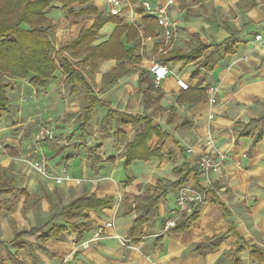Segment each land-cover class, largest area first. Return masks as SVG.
Returning <instances> with one entry per match:
<instances>
[{
    "label": "crops",
    "instance_id": "1",
    "mask_svg": "<svg viewBox=\"0 0 264 264\" xmlns=\"http://www.w3.org/2000/svg\"><path fill=\"white\" fill-rule=\"evenodd\" d=\"M90 3L109 14L111 4L107 0ZM121 9L120 15L129 14L128 8ZM64 12L61 7L48 12L55 24L52 32L55 48L76 37L80 26L88 28L93 21L88 16L70 23ZM168 12L179 21L171 49L188 52L198 41L215 44L234 38V51L222 54L216 67L204 73L203 89L207 84L219 87L214 118L208 119L206 100L191 104L180 101L181 89L175 80L179 76L192 88L196 82L190 79L193 63L182 66L177 62L172 66L169 75L151 92L155 104L146 106L144 86L139 88L137 84L138 70L106 83L104 75L117 62L104 60L98 70L85 75L99 101L84 132L78 127L87 106L81 88L75 93L64 89L61 73L40 92L28 80L17 79L9 93L18 92L20 95L15 98L20 99L10 101L11 111L0 117V145H3L0 166L13 188L0 196V264H264L261 256L251 254L256 248L264 250V125L244 128L252 118L264 116V0H175ZM126 21L129 23L128 17ZM103 27L104 33L95 43L107 39L114 24L107 22ZM257 34L261 38L254 40ZM158 39L154 35L142 40L139 68L148 70V59L153 56L152 49ZM22 96L30 100L24 102ZM108 109L150 116L167 135L161 146L164 158L136 160L130 165L136 172L117 180L114 173L118 168L129 166L123 162L124 144L135 133L129 124L121 125L126 133L121 140L114 133L115 121L105 133L102 125ZM169 109H174L171 122L167 117ZM43 115L46 123L54 124L56 132L55 139L41 143L47 177L26 163L40 156L33 151V134L37 119ZM257 132L260 137L255 140ZM208 133L213 137V145L228 157L224 166L210 175L207 199L196 220L182 231L164 228L175 206L176 191H172L174 197L168 203L171 192L168 190L158 203L157 213L142 225L140 236L129 244L128 231L139 213L126 212L127 206L133 205L134 196L147 187L150 192L152 188L162 191L158 181L175 180L177 176L172 170L185 160L194 165V156L186 148L192 147L200 153L207 151ZM44 143L48 147H43ZM92 147L98 149L97 168L91 166L88 158L87 149ZM63 173L80 181L69 179L56 183L53 177ZM197 175L198 186L206 187L204 176L200 172ZM188 182L194 183L192 176ZM137 184L141 185L140 189ZM82 194L112 196L114 200L108 208L88 212L93 228L81 233L79 240L68 228L60 239L41 241L39 235L46 222L65 224L61 217L52 218V215ZM109 221L112 226L107 227ZM226 232L218 249L194 250V245ZM114 233L120 238L113 236ZM237 248L240 250L236 251Z\"/></svg>",
    "mask_w": 264,
    "mask_h": 264
},
{
    "label": "trees",
    "instance_id": "2",
    "mask_svg": "<svg viewBox=\"0 0 264 264\" xmlns=\"http://www.w3.org/2000/svg\"><path fill=\"white\" fill-rule=\"evenodd\" d=\"M90 1L0 0V117L11 111L8 92L13 89L17 79L28 80L31 87L36 92H40L46 89L48 83L56 78V73L60 72L64 77L63 81L67 91L75 93L81 88L84 92L83 96L87 106L81 115L78 126L81 132H84L99 101L85 75L98 70L100 63L108 59H113L117 64L104 75L106 83H112L120 76L136 69L139 74L137 84L139 88L144 86L145 89L143 98L147 101L146 106L155 104L151 92L157 86L152 81V75L149 69L144 70L138 67L143 57L142 40L156 35L157 23L154 17L143 14L142 10H139L142 13L141 19L130 24L126 21L127 16L120 15L121 13L117 15L104 14ZM54 3H59L58 7L65 9V17L70 19V23H78L88 16L93 18L88 28L80 26L77 36L59 43L58 48L54 47L51 39L55 24L48 17V12L51 9L58 8ZM107 22L113 23L114 28L107 39L95 43L101 37L100 30ZM233 39L228 38L215 44L198 41L199 44L188 52L171 49L162 55L156 54L157 43L154 45L152 53L158 62L169 68L176 65L177 62H181L182 66L194 64V68L190 72V79H196V82L192 88L181 89L180 95L181 102L191 104L193 101L206 100L205 90L201 87L204 82V73L216 67L222 54L234 51L235 42ZM7 76L12 80L4 79ZM173 115L174 109H169L167 117L170 122ZM113 121H115L116 128L114 133L121 136V140L126 136L121 125L129 124L135 133L133 138L124 144L123 162L125 165H131L136 160L148 161L151 157L158 160L164 158L165 153L161 146L167 135L150 116L137 113L128 115L108 109L102 125L105 133L112 128ZM255 125H264V116L252 118L244 124V128L249 129ZM259 137L260 132H257L254 139L257 140ZM48 140L49 138L44 142H48ZM97 150L93 147L87 149L90 164L94 168H97L99 164ZM172 171L177 176L175 180L158 181L157 185L162 188V191L152 188V192H150V187H147L144 192H139L134 196L132 206H127L126 212H139L128 231V235L131 237L129 244L137 239L141 233L142 225L157 213L158 203L166 191L177 192L182 187L190 185L188 182L190 176L194 179V183L190 187L200 191L204 190L198 186L196 179L199 170L195 164L190 166L189 161L185 160L180 166L174 167ZM2 173L3 170L0 166V196L13 189L9 179ZM137 187L140 189L141 185L137 184ZM208 191L209 189L206 190V193ZM126 197L127 193L124 194L125 202ZM113 200L112 196L98 197L95 194H82L70 200L68 204L61 207L62 209L58 213L52 215V218L61 217L65 224L46 222L39 235L41 241L51 238L60 239L61 234L68 228L76 233L77 240H79L81 233L93 228V223L88 220V212L108 208ZM201 206V203L196 206L191 205L189 213L185 209L171 230L182 231L187 228L196 220L197 212ZM224 214L227 216V211ZM227 234L228 232L214 236L204 243L194 245L193 248L196 251L218 249ZM239 250L240 248L236 249V251ZM251 254L261 256V260H264L263 249L256 248L251 251Z\"/></svg>",
    "mask_w": 264,
    "mask_h": 264
},
{
    "label": "built area",
    "instance_id": "3",
    "mask_svg": "<svg viewBox=\"0 0 264 264\" xmlns=\"http://www.w3.org/2000/svg\"><path fill=\"white\" fill-rule=\"evenodd\" d=\"M154 4L150 0H107L111 4L109 8V14L117 15L122 13L121 8H128L129 14L127 15L129 23H135L139 19H141V14H148L153 16L156 23V35L158 36V47L156 54H166L172 46L173 41L176 38V34L178 32V19L171 15H169V8L173 6L175 0H162L159 3L158 0ZM142 10L140 13L137 10ZM261 38L260 34L254 36V40H259ZM149 60V71L152 75V81L154 85H159L160 82L169 75L171 69L167 67L165 64H161L157 61L156 56L153 55ZM176 86L180 89H188L191 88L189 83L182 79L181 77H177ZM205 93H206V102L209 105V112L207 114L208 119L214 118L215 113V106H216V95L219 91V87L214 84H207L205 86ZM33 141H34V148L33 151H36L39 154L38 160H34V162H29L33 169L37 172H40L41 175L47 177V171H45V157L43 151L41 149V142L44 140L54 137V129H52L49 124H47L42 118H38L36 122V128L33 134ZM206 144L209 145V149L204 152H195L192 147L186 148L188 154L194 156V164L197 166L199 172L204 176L206 179V187H204L203 191L198 189H193L190 185L182 187L179 191L176 192L175 201H174V208H173V215L168 217L165 221L164 228H172L175 226L176 221L181 216V213L186 209L187 212L191 211V205L196 206V204H203L206 202L207 193L206 190L211 185L210 175L219 171L223 166L226 158L228 157L225 151L219 150L215 145H213V137L210 133L207 135ZM0 150L3 148L0 146ZM244 156V154H243ZM238 163H240L238 161ZM56 183H61L64 180L73 179L66 173H63L60 176L53 177ZM76 182L80 181V179H73ZM106 226H112V222L106 223ZM113 236L120 238L118 234L114 233Z\"/></svg>",
    "mask_w": 264,
    "mask_h": 264
},
{
    "label": "rangeland",
    "instance_id": "4",
    "mask_svg": "<svg viewBox=\"0 0 264 264\" xmlns=\"http://www.w3.org/2000/svg\"><path fill=\"white\" fill-rule=\"evenodd\" d=\"M68 19V18H67ZM100 32H103L104 33V27L101 29V31ZM51 39H52V42H54L55 41V39L53 38V36H51ZM58 74H60V72L59 73H56V76L58 75ZM4 79H6V80H12L11 78H9L8 76L7 77H5ZM61 81H63V80H61ZM63 88L64 89H66L65 88V85H64V81H63ZM9 92H10V90H9ZM8 92V93H9ZM16 94V96H17V94L18 95H20L18 92H15ZM15 95H10V93H9V97H10V99L12 98V100H10L11 102L13 101V102H16L17 101V98L18 99H20V97H17V98H15ZM25 99H28V96H22V98H21V100L22 101H24V102H28L30 99H28L27 101L25 100ZM46 115H43V117H40V118H42L43 120H45L46 119V117H45ZM47 124H49V126L52 128V129H54V124L52 123H50V122H47ZM56 134V132H55V130H54V135ZM49 139H55V137H51V138H49ZM47 146L48 147V144L47 143H44L43 144V147L44 146ZM1 147L3 146L2 144L0 145ZM3 148V147H2ZM42 149V148H41ZM45 149V148H44ZM43 151V150H42ZM25 160V159H24ZM25 162H26V160H25ZM30 161H28L27 160V162L26 163H29ZM50 164H52L53 162L52 161H50L49 162ZM138 164H140V162H138ZM125 167V169H123L122 170V168L121 169H119L118 168V170L114 173V177H116L117 178V180H121V179H125L127 176H130V175H132V174H134L135 172H136V170L132 167V166H124ZM45 171H47L46 170V168H45ZM39 174H40V172H38ZM55 177V176H54ZM172 194H173V192L171 191V192H169V195L167 196V200L169 201H167L168 203H170V202H172V200H173V197H174V195L172 196Z\"/></svg>",
    "mask_w": 264,
    "mask_h": 264
}]
</instances>
